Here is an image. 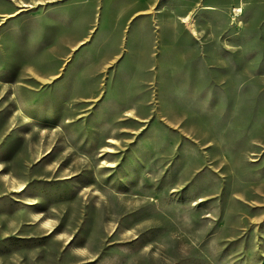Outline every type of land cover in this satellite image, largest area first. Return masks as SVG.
Here are the masks:
<instances>
[{"label":"rangeland","instance_id":"374dc122","mask_svg":"<svg viewBox=\"0 0 264 264\" xmlns=\"http://www.w3.org/2000/svg\"><path fill=\"white\" fill-rule=\"evenodd\" d=\"M0 264H264V0H0Z\"/></svg>","mask_w":264,"mask_h":264}]
</instances>
